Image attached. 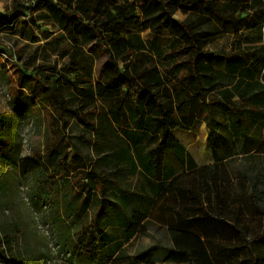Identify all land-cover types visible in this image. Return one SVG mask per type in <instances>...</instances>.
Instances as JSON below:
<instances>
[{
	"label": "trees",
	"instance_id": "1",
	"mask_svg": "<svg viewBox=\"0 0 264 264\" xmlns=\"http://www.w3.org/2000/svg\"><path fill=\"white\" fill-rule=\"evenodd\" d=\"M48 1L63 32L47 43L56 44L53 51L64 62L59 67L42 63L29 72L19 67L12 104L44 109L42 147L31 155L37 163L31 200L48 201L64 228L63 243L79 264L146 260L152 247L128 255L125 244L145 231L156 207L170 217L167 261L197 264L191 252L205 253L204 239L191 230V219L167 205L169 199L181 198L189 211L193 203L196 221L236 232L243 208L254 207L264 218V161L243 173L250 192H243V186L231 197L223 191L226 179L217 166L195 169L193 158L171 134L174 129L194 130L191 123L206 113L212 139L215 106L235 115L230 112L232 94L218 90L215 80L222 73L214 68L218 60L235 54L205 48L226 33L236 42L256 34L264 23V0ZM177 12L183 18L175 17ZM239 20L245 23L243 38ZM20 31L36 41L32 33ZM143 32L150 36L143 38ZM42 33L46 39L51 35ZM69 117L81 126L79 139L87 152L73 142ZM12 131L0 118V262L41 264L43 252L30 238L16 202L21 179L1 166L11 154ZM166 154L174 157V165ZM178 165L191 171L184 184L178 182ZM230 199L235 207H229ZM108 229L117 235L110 236ZM263 240L264 220L259 234L245 237L249 264H261L257 242Z\"/></svg>",
	"mask_w": 264,
	"mask_h": 264
},
{
	"label": "rangeland",
	"instance_id": "2",
	"mask_svg": "<svg viewBox=\"0 0 264 264\" xmlns=\"http://www.w3.org/2000/svg\"><path fill=\"white\" fill-rule=\"evenodd\" d=\"M53 2H63V0H53ZM53 5L48 0H41L39 3L36 0H0V15H6L0 20V118L11 125L14 137L9 159L1 166L21 179L19 190L15 194L16 202L20 208V216L28 225L30 238L37 241L39 249L43 252L41 264H79L68 246L63 243L64 228L55 220L56 216L48 201L42 199L34 203L31 200L30 191L34 180L32 174L37 169V163L31 155L34 150L42 147L44 109L40 106L37 110H31L20 103L18 106L12 104L13 91L16 90L15 87L19 82V67L28 68L27 72H29L31 68L42 63H56L59 67L64 62V59L57 57L53 51L57 47L56 44L47 43L51 37L63 32ZM50 8H53V11ZM12 14L16 16L14 20L9 17ZM175 17L181 19L183 14L177 12ZM85 19L92 20L89 16ZM20 30L29 32V35L32 33L37 37L36 41L22 35ZM45 30L51 34L47 39L42 33ZM148 36H150L149 32L142 33L143 38ZM68 121L73 142L80 150L87 152V145L79 139L83 133L81 126L73 117H69ZM184 135L189 139L192 138L191 142L186 144L188 148H193L195 151L202 149L200 131ZM260 204L264 206V200ZM167 205L185 219H191V230L204 239L205 253L191 252L194 263L249 264V254L244 247L245 237L259 234L264 220L254 207L243 208L240 211L239 222L236 225L239 231L236 232L228 226L196 221L198 212L195 205L191 203L189 211L186 209L187 203L183 204L181 198L169 199ZM162 212L164 211L158 207L153 209L145 231L125 244V252L128 255L148 247L153 248L146 260L134 264H170L166 259V248H169L170 242L164 227L166 219L170 221V217H167L168 213ZM223 216L228 218L227 211ZM107 233L110 236L117 235L113 229H108ZM257 248L260 251V262L264 264V240L257 242ZM0 264L4 263L0 262ZM116 264H126V261L120 259Z\"/></svg>",
	"mask_w": 264,
	"mask_h": 264
},
{
	"label": "crops",
	"instance_id": "3",
	"mask_svg": "<svg viewBox=\"0 0 264 264\" xmlns=\"http://www.w3.org/2000/svg\"><path fill=\"white\" fill-rule=\"evenodd\" d=\"M238 29L239 34L246 30L243 20H239ZM250 30L252 29L247 31ZM239 36L243 38L242 34ZM205 49L235 54L231 58L218 60L214 66L217 72L222 73L217 74L220 79L215 80L221 86L218 90L227 89L232 94L233 106L229 111L235 115L229 116L226 109L215 106L217 131L212 139L208 138L206 113L191 123L194 130L174 129L171 134L193 158L195 169L214 164L217 166L220 176L226 179L225 183L222 182L223 191L232 197L233 193L244 186L243 192L249 193L250 185L243 173L248 174L251 169L259 168L264 161V23L261 29L256 30V34L248 35L247 39L236 42L233 34L226 33L208 44ZM215 95L221 96L218 91ZM197 131L202 134L200 151L188 148L186 144L192 138L183 136L188 133L195 134ZM166 155L168 158L170 156L174 165V157ZM178 167L177 175H182L178 182L184 184L185 175L191 171L186 170L183 165ZM232 201L228 200L229 207H235L231 205ZM164 227L167 231V224Z\"/></svg>",
	"mask_w": 264,
	"mask_h": 264
}]
</instances>
